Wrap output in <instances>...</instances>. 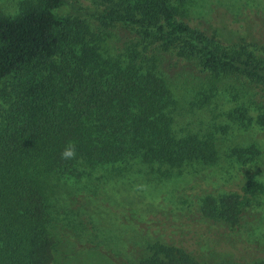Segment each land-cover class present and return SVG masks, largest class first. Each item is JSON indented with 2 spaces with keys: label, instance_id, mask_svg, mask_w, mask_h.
Masks as SVG:
<instances>
[{
  "label": "trees",
  "instance_id": "1",
  "mask_svg": "<svg viewBox=\"0 0 264 264\" xmlns=\"http://www.w3.org/2000/svg\"><path fill=\"white\" fill-rule=\"evenodd\" d=\"M94 2L89 15L106 31L59 14L63 0L27 1L16 16L0 15V264H56L44 192L54 173L79 177L86 168L134 156L172 166L215 159L212 137L173 134L175 101L158 67L239 84L264 126V58L246 38L207 35L180 18L178 0ZM109 30L127 35L119 54L126 68L93 55ZM236 113L228 118H245L244 108ZM70 144L76 158L62 159ZM233 152L247 166L240 192L200 205L203 218L231 229L252 198L264 199V184L256 180L264 150ZM148 253L138 264H197L173 246L151 245Z\"/></svg>",
  "mask_w": 264,
  "mask_h": 264
},
{
  "label": "rangeland",
  "instance_id": "2",
  "mask_svg": "<svg viewBox=\"0 0 264 264\" xmlns=\"http://www.w3.org/2000/svg\"><path fill=\"white\" fill-rule=\"evenodd\" d=\"M27 1L32 0H0V15L16 16ZM63 2L59 14L83 19L93 32L106 31L89 15L97 7L94 0ZM178 13L209 36L246 38L264 58V0H182ZM106 33L95 42L93 55L126 68L129 63L119 54L126 51L127 35ZM158 68L175 101L170 107L173 134L212 137L215 159L172 166L134 156L86 168L79 177L52 174L44 180V192L56 264H138L148 256V246L157 244L185 251L197 264H264V199L252 198L233 229L200 213L206 197L240 192L247 166L233 150H264V126L257 121L261 111L233 81ZM3 104L0 100V108ZM239 108L245 109V118L230 120L229 114L239 116ZM256 180L264 184V172Z\"/></svg>",
  "mask_w": 264,
  "mask_h": 264
},
{
  "label": "clouds",
  "instance_id": "3",
  "mask_svg": "<svg viewBox=\"0 0 264 264\" xmlns=\"http://www.w3.org/2000/svg\"><path fill=\"white\" fill-rule=\"evenodd\" d=\"M76 156H77V153H76V149H75V145L74 144H70L61 153V158L65 159V160L75 159Z\"/></svg>",
  "mask_w": 264,
  "mask_h": 264
}]
</instances>
